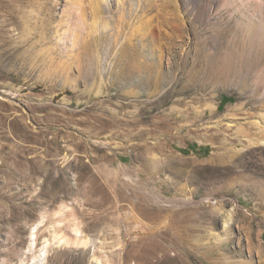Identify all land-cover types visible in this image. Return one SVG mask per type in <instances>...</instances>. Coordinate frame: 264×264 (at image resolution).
I'll return each mask as SVG.
<instances>
[{
  "label": "rangeland",
  "instance_id": "rangeland-1",
  "mask_svg": "<svg viewBox=\"0 0 264 264\" xmlns=\"http://www.w3.org/2000/svg\"><path fill=\"white\" fill-rule=\"evenodd\" d=\"M120 3L91 31L0 0V264H264V44L194 4L174 58Z\"/></svg>",
  "mask_w": 264,
  "mask_h": 264
},
{
  "label": "bare ground",
  "instance_id": "bare-ground-1",
  "mask_svg": "<svg viewBox=\"0 0 264 264\" xmlns=\"http://www.w3.org/2000/svg\"><path fill=\"white\" fill-rule=\"evenodd\" d=\"M62 1L64 3V17L68 15L72 16L73 19L67 21L63 18L58 23L59 27L67 26L74 29L87 27L91 31H96L98 27H102L103 29L112 27L110 19L104 17V14L112 13L102 4L105 0H19V13L21 14L19 19L26 25L28 24V18L25 15L36 13L39 17L35 20L34 25L43 28L49 27L54 24L53 17L51 16L52 12L57 9ZM172 2L174 6L173 12L171 10L167 12L168 14H162L163 11L158 8L157 10L155 9L156 11L152 16L150 15L151 17L146 19L150 14L148 11L151 6L149 7L146 4L147 2L145 3V0H122V3L114 10L117 13L114 14L115 20L113 25L119 28L121 26L132 27V24H134L135 31L136 29L140 31L143 26V30H145L143 38L146 35H152L151 32L154 28L163 32L162 30L170 27L172 29L171 33L165 29L162 35L164 37L168 35L167 38L168 40L170 39L168 42L170 44L169 54L174 58H178L180 57L177 50L178 46H188L186 35L190 31L188 25L191 21L192 12L194 11L193 5L195 4L197 6H204L205 9L203 10H207L209 14L215 13L217 10H225L229 23H231L227 24L228 30L232 32V38L235 43L239 44L244 51L252 50L256 45L259 47V44H264V0H172ZM48 4H52V6L49 7ZM48 11H50V16H47ZM42 15L44 16L42 17ZM177 30H181L180 32L182 33H178ZM152 36L151 38H144V40L148 42L156 41L157 37ZM167 38L165 37L166 40ZM75 40L74 38V42ZM158 57L161 60L163 54H158Z\"/></svg>",
  "mask_w": 264,
  "mask_h": 264
}]
</instances>
